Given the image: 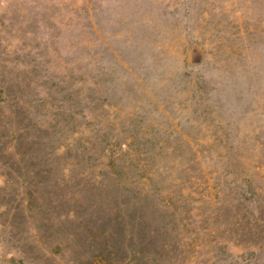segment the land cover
<instances>
[{"label":"rangeland","instance_id":"rangeland-1","mask_svg":"<svg viewBox=\"0 0 264 264\" xmlns=\"http://www.w3.org/2000/svg\"><path fill=\"white\" fill-rule=\"evenodd\" d=\"M0 264H264V0H0Z\"/></svg>","mask_w":264,"mask_h":264}]
</instances>
